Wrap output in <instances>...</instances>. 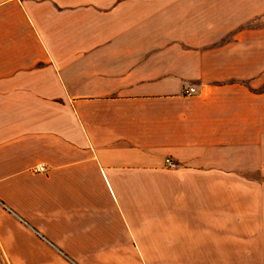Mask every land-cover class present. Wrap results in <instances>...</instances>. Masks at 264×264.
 Masks as SVG:
<instances>
[{"label":"crops","instance_id":"1","mask_svg":"<svg viewBox=\"0 0 264 264\" xmlns=\"http://www.w3.org/2000/svg\"><path fill=\"white\" fill-rule=\"evenodd\" d=\"M0 254L264 264V0H0Z\"/></svg>","mask_w":264,"mask_h":264},{"label":"built area","instance_id":"2","mask_svg":"<svg viewBox=\"0 0 264 264\" xmlns=\"http://www.w3.org/2000/svg\"><path fill=\"white\" fill-rule=\"evenodd\" d=\"M196 92H197V89L195 87H191V88L185 90V93L188 94V95L194 94ZM167 163L170 164L171 166L175 165L171 158L167 159ZM34 170L36 172H46L47 168H46L45 164H39L38 166L35 167Z\"/></svg>","mask_w":264,"mask_h":264},{"label":"rangeland","instance_id":"3","mask_svg":"<svg viewBox=\"0 0 264 264\" xmlns=\"http://www.w3.org/2000/svg\"><path fill=\"white\" fill-rule=\"evenodd\" d=\"M1 255V254H0ZM36 256H34V259H35ZM1 258V257H0Z\"/></svg>","mask_w":264,"mask_h":264}]
</instances>
